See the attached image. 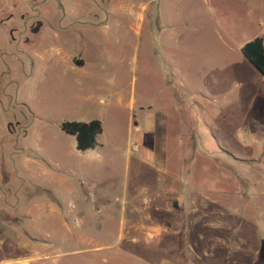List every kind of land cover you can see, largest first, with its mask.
<instances>
[{
	"label": "rangeland",
	"instance_id": "1",
	"mask_svg": "<svg viewBox=\"0 0 264 264\" xmlns=\"http://www.w3.org/2000/svg\"><path fill=\"white\" fill-rule=\"evenodd\" d=\"M99 11L107 28H85ZM263 35L264 0H0V264H264V76L240 52ZM164 110L168 127H141ZM71 120H99L101 146L77 151ZM6 125L75 172L20 179ZM172 181L186 205L155 213Z\"/></svg>",
	"mask_w": 264,
	"mask_h": 264
},
{
	"label": "crops",
	"instance_id": "2",
	"mask_svg": "<svg viewBox=\"0 0 264 264\" xmlns=\"http://www.w3.org/2000/svg\"><path fill=\"white\" fill-rule=\"evenodd\" d=\"M134 6L137 7L139 10L138 12L130 13V17H133L135 20L132 19L133 21L129 25L135 28L136 31L138 32L143 26V24L145 23L144 13L148 9L145 8L146 7L145 5H141L140 7H138L137 5H134ZM87 16L88 17L83 16L84 19H82L83 20L82 24H84L83 26H85V28H87L88 30L96 29L97 27H101V26H103L104 28H107V24L113 18L112 13L105 12V11H99V16L94 13H88ZM10 17H12V15H10L8 19ZM59 33L62 34L63 36L64 34H66V31H64V28H59L57 37H60V35H58ZM6 39L7 41H9V43H12V45L15 44L17 47H19V50L21 47L25 46V44L21 42L19 38L17 39L14 37L12 38L11 34H6ZM60 46L61 47L57 49V52L60 53V55H62L64 59L71 60L73 63H75V65L79 69L84 70V67L86 66L85 62L82 60H75L74 57L72 58V56L64 48V44ZM13 60L16 61V64H12L9 67V69L13 73H17V71L21 72V68L23 66L22 61L17 57H15ZM175 103L177 104V101ZM163 115L164 116H161L159 120V123H158L159 125L157 124V122L154 123L149 118V116L146 118V120H144V122H141V121L139 122L138 119L137 121L140 123L141 127L147 132L152 131V129L155 130L157 126L163 127V129H165L169 125V120H168L169 117H168L167 111H165ZM71 121H74V120H71ZM137 121L135 122H136V125L138 126L139 124ZM86 122H89V121H86ZM137 126L134 130L137 131V133H139L141 132V128ZM44 127H45L44 125L40 126L41 129ZM16 128L17 129L19 128L20 130L22 129L19 123L16 124ZM6 132H8L10 138L7 142H5V145H6L5 153L7 154L9 161L16 163V168L19 170L20 179L22 177L23 180H26L29 182L34 181L36 187L41 188V186H43V184L45 183V178L49 177L50 173L60 176L63 173L66 174L67 172L68 173L75 172L74 170L72 171L68 170L67 167L64 165V155L60 147L56 145H51L50 151H47L46 149L42 148L41 150H38L39 151L38 152L37 151L38 147H36L35 149V146H33L31 143L29 144L26 141L29 137L28 130H26V133L19 134L18 143H15V141L11 137L13 132L12 130L9 129L8 125L3 127V133L5 134ZM101 134H99L96 138L98 146H101L99 142V137ZM134 145L136 146V144ZM196 156H197L196 154L192 155L190 160L194 161ZM163 159L165 160V158ZM6 181L8 180H3L1 182L2 186H0V189L2 190V191L0 190V195H2L3 198L5 197L4 193L7 192L6 188L8 187L6 186ZM186 182L187 183L185 184L186 185L185 187L188 188L189 189L188 191L191 193L193 191L192 190L193 188L191 184H189L190 183L189 180ZM177 187H179V184L175 183L174 181H172V184L170 183V185H168V187L164 191L166 197L159 204L155 202L156 204L154 205V207H152L155 213H159V211L160 212L165 211L169 214H173L176 212H180L183 206L186 205L185 200L182 198V196H179L180 191L178 192ZM52 189H53L52 191H53L54 197H51V200L56 201V202L63 200V198L65 197L66 191H68V190L65 191L64 189L59 188V187H52ZM173 194L176 196H171ZM167 195H170V196H167ZM1 223H4V222L2 221ZM133 223H134L133 225H134L135 230H139V228L143 230V227L138 228V226H140V223L138 222H133ZM149 231L150 233L152 231L161 232V229L157 228L155 230H149Z\"/></svg>",
	"mask_w": 264,
	"mask_h": 264
},
{
	"label": "trees",
	"instance_id": "3",
	"mask_svg": "<svg viewBox=\"0 0 264 264\" xmlns=\"http://www.w3.org/2000/svg\"><path fill=\"white\" fill-rule=\"evenodd\" d=\"M240 52L254 70L264 76V35L245 43ZM59 128L64 134L74 137L75 148L79 152L96 148L98 146L96 138L102 132V124L99 120L63 121Z\"/></svg>",
	"mask_w": 264,
	"mask_h": 264
},
{
	"label": "flooded vegetation",
	"instance_id": "4",
	"mask_svg": "<svg viewBox=\"0 0 264 264\" xmlns=\"http://www.w3.org/2000/svg\"><path fill=\"white\" fill-rule=\"evenodd\" d=\"M24 15L21 16V21H24ZM33 18V17H32ZM8 19V18H7ZM36 20V19H35ZM35 22V25L33 23H31L29 25V27H23V30L22 32L20 33V35L23 34V40L22 42L27 45V43L29 42L30 40V37H28L27 33L30 32L32 35H36L42 28V25L43 23L39 20H36ZM37 28V30L35 31V29ZM12 33V30L10 31V34Z\"/></svg>",
	"mask_w": 264,
	"mask_h": 264
},
{
	"label": "water",
	"instance_id": "5",
	"mask_svg": "<svg viewBox=\"0 0 264 264\" xmlns=\"http://www.w3.org/2000/svg\"><path fill=\"white\" fill-rule=\"evenodd\" d=\"M37 30V28L35 29V31Z\"/></svg>",
	"mask_w": 264,
	"mask_h": 264
}]
</instances>
